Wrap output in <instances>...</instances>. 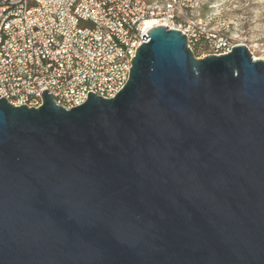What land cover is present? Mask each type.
Returning a JSON list of instances; mask_svg holds the SVG:
<instances>
[{
	"label": "water",
	"instance_id": "water-1",
	"mask_svg": "<svg viewBox=\"0 0 264 264\" xmlns=\"http://www.w3.org/2000/svg\"><path fill=\"white\" fill-rule=\"evenodd\" d=\"M147 33L115 97L0 98V264H264V60Z\"/></svg>",
	"mask_w": 264,
	"mask_h": 264
},
{
	"label": "built area",
	"instance_id": "built-area-1",
	"mask_svg": "<svg viewBox=\"0 0 264 264\" xmlns=\"http://www.w3.org/2000/svg\"><path fill=\"white\" fill-rule=\"evenodd\" d=\"M177 18L175 0H0V98L40 107L48 90L72 108L85 103L89 92L115 97L129 80L131 60L151 29L148 21L180 29L194 52L196 31ZM203 36V57L244 44L255 60H264V41Z\"/></svg>",
	"mask_w": 264,
	"mask_h": 264
},
{
	"label": "rangeland",
	"instance_id": "rangeland-1",
	"mask_svg": "<svg viewBox=\"0 0 264 264\" xmlns=\"http://www.w3.org/2000/svg\"><path fill=\"white\" fill-rule=\"evenodd\" d=\"M175 5L177 21L191 26L200 42H204L203 33L224 34L233 42L264 41V0H175ZM204 52L205 46L198 57Z\"/></svg>",
	"mask_w": 264,
	"mask_h": 264
},
{
	"label": "trees",
	"instance_id": "trees-1",
	"mask_svg": "<svg viewBox=\"0 0 264 264\" xmlns=\"http://www.w3.org/2000/svg\"><path fill=\"white\" fill-rule=\"evenodd\" d=\"M201 48H202V45H200V41H198L197 44H196L195 47H194V54H195L196 56H200V55L198 54V51H199Z\"/></svg>",
	"mask_w": 264,
	"mask_h": 264
},
{
	"label": "bare ground",
	"instance_id": "bare-ground-1",
	"mask_svg": "<svg viewBox=\"0 0 264 264\" xmlns=\"http://www.w3.org/2000/svg\"><path fill=\"white\" fill-rule=\"evenodd\" d=\"M155 23H156L155 21L150 20V21L147 22V27L152 28V27L154 26Z\"/></svg>",
	"mask_w": 264,
	"mask_h": 264
}]
</instances>
